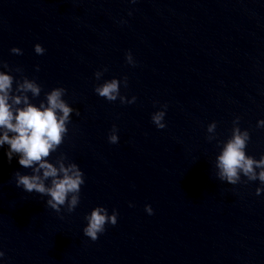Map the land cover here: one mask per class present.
<instances>
[{
  "label": "water",
  "instance_id": "water-1",
  "mask_svg": "<svg viewBox=\"0 0 264 264\" xmlns=\"http://www.w3.org/2000/svg\"><path fill=\"white\" fill-rule=\"evenodd\" d=\"M0 61L35 78L33 103L66 89L79 116L49 159L64 153L85 181L77 207L57 214L15 187L12 174L29 170L0 148L5 264H264V191L215 178L236 116L250 133L246 154H264V0H0ZM104 67L102 79L127 77L120 92L133 104L94 94L93 72ZM164 103L158 130L150 113ZM113 125L119 139L109 144ZM95 206L118 216L91 241L83 218Z\"/></svg>",
  "mask_w": 264,
  "mask_h": 264
},
{
  "label": "clouds",
  "instance_id": "clouds-1",
  "mask_svg": "<svg viewBox=\"0 0 264 264\" xmlns=\"http://www.w3.org/2000/svg\"><path fill=\"white\" fill-rule=\"evenodd\" d=\"M135 2L129 0V3ZM131 14L129 11L128 15ZM120 23L125 21L121 20ZM45 51L41 44L33 45L36 55H42ZM9 52L22 54V50L17 47L10 48ZM124 61L130 67L136 65L130 50L125 51ZM107 70L104 67L93 72L94 80L99 81L93 84L94 94L107 102L119 100L121 105L133 104L135 96L126 98L120 92L121 87H127V77L102 79ZM35 71H39L38 65ZM12 73L17 75L14 77ZM41 92L42 88L35 78L29 79L23 75L22 68L10 67L7 62L0 61V148L5 149L4 156L9 163L15 157L21 168L29 170L12 174L15 187L45 197L44 205L57 214L62 208L71 213L79 203L80 189L85 182L84 174L76 163L68 161L64 153L49 158L63 143L71 116H79V111L64 99V87L51 88L43 93L38 103H33ZM156 103L153 102L154 107ZM167 108L166 103L160 104L158 110L150 113V122L158 130L166 127L164 118ZM239 121V116L233 118L231 134L220 145L215 157V178L228 185L257 181L259 186L255 189V195L259 196L264 191V154H260L258 159L246 154L250 133L248 129L239 127ZM216 127V122L212 121L208 123L206 131L212 133ZM256 128H264V119L257 120ZM117 132L118 129L113 125L107 135L109 144L118 142ZM128 206L133 207L131 203ZM144 212L151 215V206L146 204ZM117 216L115 208L109 214L103 206L93 207L83 218L86 223L82 234L96 241L98 235L104 233L106 224L116 225ZM4 257L5 253L0 251V264H5Z\"/></svg>",
  "mask_w": 264,
  "mask_h": 264
}]
</instances>
